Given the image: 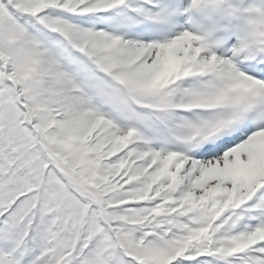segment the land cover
<instances>
[{
  "label": "snow or ice",
  "instance_id": "snow-or-ice-1",
  "mask_svg": "<svg viewBox=\"0 0 264 264\" xmlns=\"http://www.w3.org/2000/svg\"><path fill=\"white\" fill-rule=\"evenodd\" d=\"M0 264H264V0H0Z\"/></svg>",
  "mask_w": 264,
  "mask_h": 264
}]
</instances>
